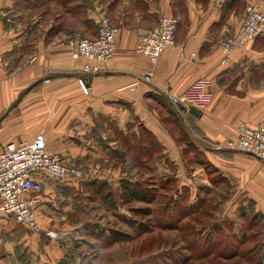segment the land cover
I'll return each mask as SVG.
<instances>
[{"label":"crops","instance_id":"0c3cea01","mask_svg":"<svg viewBox=\"0 0 264 264\" xmlns=\"http://www.w3.org/2000/svg\"><path fill=\"white\" fill-rule=\"evenodd\" d=\"M227 1L0 0V152L42 134L50 154L96 177L140 145L141 157L158 156L156 172H202L198 193L216 190L221 205L254 219L264 238V163L230 148L240 123L264 125V34L224 63L223 39L237 31L244 9H227ZM164 15L180 21L176 44L152 63L136 44ZM104 18L118 30L116 51L101 73L87 76L67 39L95 38ZM202 78L213 84L207 107L172 103L170 95ZM34 176L40 232L0 213V264H82L86 238L66 205L83 185ZM262 244L256 250L264 259Z\"/></svg>","mask_w":264,"mask_h":264},{"label":"rangeland","instance_id":"374dc122","mask_svg":"<svg viewBox=\"0 0 264 264\" xmlns=\"http://www.w3.org/2000/svg\"><path fill=\"white\" fill-rule=\"evenodd\" d=\"M252 1H236L234 9L242 11L244 8L237 22V31L245 22L247 8ZM256 1L263 4L264 10V0ZM233 34L226 36L223 42ZM73 39L76 38L67 39V44ZM142 150L140 145L131 149L127 161H107L111 167L103 169L104 175L85 177L83 174V178H76L83 186L73 193L66 206H72L74 212L71 219L82 224L81 234L86 238V243H80L82 247L79 249L81 257L84 256L82 264H255L252 251L264 239L260 236L262 227L250 229V219H242L228 205L223 207L216 190L209 196L206 193L207 197L202 192L198 193V185L205 184L202 172L183 174L177 172V167L176 170L168 168L165 172H156L158 156L141 157ZM176 161L179 162L178 159ZM159 164L161 167L165 165L162 162ZM201 164L205 167L207 163ZM121 177L135 189L154 191V201L149 204L141 201L124 204ZM68 179L60 181L67 182ZM187 187L191 191H185ZM101 188L103 192L98 193ZM108 194H111L109 198L106 197ZM221 194L225 195V192L221 191ZM201 197H206V200ZM144 208L149 209V214L137 215L132 211ZM37 221L39 224L38 217ZM253 235L257 238L249 241L248 238ZM244 239L247 241L240 243ZM231 244L233 247H230Z\"/></svg>","mask_w":264,"mask_h":264},{"label":"built area","instance_id":"2783aa9c","mask_svg":"<svg viewBox=\"0 0 264 264\" xmlns=\"http://www.w3.org/2000/svg\"><path fill=\"white\" fill-rule=\"evenodd\" d=\"M179 23L176 17L162 16L155 28L138 36L136 52L152 63H157L167 48L175 46ZM117 34L118 30L112 26L110 20L104 18L100 21L95 38L73 39L68 42L72 57L86 61L81 70L83 74L91 76L103 71V65L112 60L116 51ZM263 34V4L253 0L248 5L243 25L222 43L225 56L223 62L226 63V58L237 49ZM79 85L85 94L90 93L84 78L79 79ZM212 86L208 78H202L183 93L169 97L175 106L181 104L185 109H204L212 101ZM230 148L264 163V125L250 127L240 123L237 140L230 144ZM38 172L59 180L70 176L83 178L80 169L67 166L59 156L49 153L47 141L42 134L30 142L10 144L0 152V213L14 218L33 233L40 232L35 210L41 200L32 194L36 185L34 175Z\"/></svg>","mask_w":264,"mask_h":264},{"label":"trees","instance_id":"16d2710c","mask_svg":"<svg viewBox=\"0 0 264 264\" xmlns=\"http://www.w3.org/2000/svg\"><path fill=\"white\" fill-rule=\"evenodd\" d=\"M237 0H228L226 3V8H232L235 4H236ZM184 110V109H183ZM207 169H209V167H206ZM121 181V188L122 193H121V197H122V201L124 204H131L135 201H141V202H145L147 204L152 203L155 199V194L154 191L148 190L146 188H142V189H135L133 188L131 185H129L126 181V179H122ZM98 193H102L103 192V188H101L100 190H98ZM111 194L106 195L107 198H109ZM132 211L137 214V215H141V214H149V209L148 208H144V209H132ZM252 220L254 219H250V223H249V227L250 229L253 228L254 223L252 222ZM121 234V233H120ZM119 234H116L115 236H117ZM257 235H253L252 237L248 238L249 239H256ZM247 240L244 239L241 242L245 243ZM250 241V240H249ZM242 243V244H243ZM262 242L259 243L258 248L262 247ZM228 247V245H227ZM226 247V249H227ZM230 247H233L232 244L230 245ZM257 247H255L254 252L252 251V258L255 259V264H264V259L263 257L259 254H257V252H259V250H256ZM225 249V250H226ZM224 250V251H225ZM226 254V253H225ZM254 264V263H253Z\"/></svg>","mask_w":264,"mask_h":264},{"label":"water","instance_id":"95a60500","mask_svg":"<svg viewBox=\"0 0 264 264\" xmlns=\"http://www.w3.org/2000/svg\"><path fill=\"white\" fill-rule=\"evenodd\" d=\"M178 106L180 107V109H183L184 108L183 105H181V104H179Z\"/></svg>","mask_w":264,"mask_h":264}]
</instances>
